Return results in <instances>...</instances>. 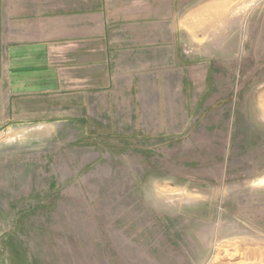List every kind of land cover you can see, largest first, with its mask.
Listing matches in <instances>:
<instances>
[{"label":"rangeland","instance_id":"obj_1","mask_svg":"<svg viewBox=\"0 0 264 264\" xmlns=\"http://www.w3.org/2000/svg\"><path fill=\"white\" fill-rule=\"evenodd\" d=\"M188 10L183 76H150L145 123L0 133V264H264V0Z\"/></svg>","mask_w":264,"mask_h":264},{"label":"crops","instance_id":"obj_2","mask_svg":"<svg viewBox=\"0 0 264 264\" xmlns=\"http://www.w3.org/2000/svg\"><path fill=\"white\" fill-rule=\"evenodd\" d=\"M191 2L0 0V133L54 122L56 111L64 123H87L139 108L145 123V109L160 106L150 76H183Z\"/></svg>","mask_w":264,"mask_h":264}]
</instances>
